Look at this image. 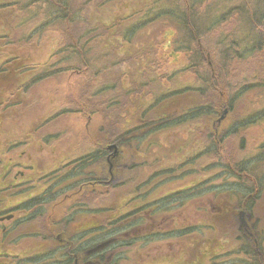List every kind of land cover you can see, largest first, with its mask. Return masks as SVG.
I'll return each mask as SVG.
<instances>
[{
    "label": "trees",
    "instance_id": "1",
    "mask_svg": "<svg viewBox=\"0 0 264 264\" xmlns=\"http://www.w3.org/2000/svg\"><path fill=\"white\" fill-rule=\"evenodd\" d=\"M130 3L133 5L125 6ZM123 6L124 11L120 8ZM157 32L156 38L149 36L145 41V35L155 37ZM160 39H164L163 48L170 50V58H181L183 66L177 72L193 75L190 84L153 90L163 77L156 51ZM45 40L54 47L45 63L29 65L21 54H12L0 62V86L7 83L8 76L15 75L21 89L70 71L84 75L90 82L99 70L114 72L105 61L117 65L124 60L141 59L142 68L151 77L140 96V114H128L124 120V82L99 83L101 100H111L105 110L114 107L105 116L108 127H113L108 139L130 145L127 152L133 156L131 168L137 167L136 159L149 161L152 149L159 146V138L169 131L187 128L194 132L199 127L209 141L199 142L195 150L193 146L177 162L161 163L146 174L136 171L134 178L124 177L122 182L116 180L111 185L103 167L107 148L102 142L65 164L55 182L50 175L46 188L31 185L29 180L0 185V202L13 196L24 197L0 210V216L27 212L3 233V244L9 232L41 217L46 205L57 198L55 191L59 188L60 193L70 190V196L81 193V185L106 186L105 191L100 190L102 195L125 186L131 188L126 200L120 202L118 193L106 204L93 201L90 194L94 190L85 188L81 199L71 203L68 213L61 217L65 222L62 233L60 224H52V232L56 235L59 231L63 241L54 243L53 238L41 237L40 233H20L21 239L33 236L42 240L35 251L0 253V264H76L92 261L95 256L102 263L108 255L112 256L109 264H132V254L150 242L187 238L195 240V248L201 243L203 252L209 253L190 264H264V248L254 250L249 242L253 230L245 232L234 225L240 209L250 216L255 213L253 203L263 184L257 181H264V150L256 152L263 155L257 162L254 160L260 157L256 154H246L241 159L225 157L220 140L227 135L222 137L223 131L217 127L223 108L234 112L237 104L254 91L264 95V69L255 63L256 59L264 60V0H0L1 47L12 46L20 52L28 50L23 46L26 44L34 46V50ZM245 62L250 66L242 69ZM98 64L100 68L94 70ZM134 66L143 73L138 61ZM119 74L124 79V72ZM138 82L142 81H132L136 86ZM97 105L103 107V102ZM62 110L81 112L70 107ZM263 119L264 106L253 108L236 120L228 132L239 135L244 143L247 128ZM12 146L10 143L8 148ZM157 162L160 164L159 159ZM115 163L120 166V162ZM92 164L97 165L95 170L89 169ZM130 180L135 181L131 186ZM181 181L190 183L165 191L166 186ZM203 194L212 200L220 199V211L210 213L204 208L207 220L178 226L176 213L186 210L194 198ZM221 210L229 211L230 217ZM228 218L233 222L224 227L222 220ZM162 223L166 225L163 231L157 229ZM144 226L152 231L141 232Z\"/></svg>",
    "mask_w": 264,
    "mask_h": 264
},
{
    "label": "rangeland",
    "instance_id": "2",
    "mask_svg": "<svg viewBox=\"0 0 264 264\" xmlns=\"http://www.w3.org/2000/svg\"><path fill=\"white\" fill-rule=\"evenodd\" d=\"M129 5L132 6L133 3L125 6ZM120 8L124 11V6ZM11 35H14V33H11ZM158 35V32L155 37L154 35L147 34L148 38L145 35V41L149 40V36L156 38ZM158 40L159 38L156 39V42ZM163 44H165L164 39H160V44H158L156 50L158 52L157 56L161 59L160 74L163 77L158 79L156 83L157 88L153 85V82H149V85H153V90H155L170 89L171 87L177 88L178 85L182 87L190 84L193 79L191 76L193 75L177 72L183 66L181 58L177 61L170 58V50L165 47L163 48ZM23 46L28 50L18 52L16 48H11L12 46L3 48L0 45V62L12 54H21L26 57L27 64L37 66L45 63L53 54L54 50L50 40H45L39 48L34 50H31L34 46H27L26 44ZM104 53H107V51H104ZM126 58L130 59V57ZM137 61L142 68L144 62L141 59ZM137 61L133 59L129 61L124 60V62L117 65L110 61H105L110 66L111 71L114 72L110 74L108 69L99 70L92 75L90 82L87 81L84 75L70 71L59 77L43 80L31 86L27 85V88L23 87L18 89L19 84H17L15 75L8 76L7 83L5 82L0 86V185H6L10 181L23 183L29 180L31 185L38 184L39 187L46 188L50 175L53 176L51 178L52 182H55L58 176L62 175L61 169L65 164L70 163V161L84 153V151L93 148L97 142H102L107 148L103 167L108 172L107 183H110V185L116 180L122 182L124 177L134 178L136 171L140 172V174H146V172L149 173L151 170L163 165L161 163L177 162L181 158V154H187V151L193 150V146L195 150V146L199 142L207 143L209 140L206 132L199 127L194 132H189L187 128H180V131H169L159 138V146L152 149V152L149 154V161L143 163V160L134 159L137 161V167L135 169L131 168L130 165H133V156L130 153L131 151L127 152L130 145L117 144L108 139V132L113 127L111 125L108 127L105 116L107 115V111L109 112L114 107L105 110L106 105L111 103V100L108 98L105 102L101 100L99 95L102 94H99V83H109L115 80L116 84L121 85L122 82L123 85L124 82V95H122L124 98V120L127 119L128 114H140L143 109V105H140L142 102L140 96L143 95L146 89L145 82L151 76L143 68V73H139V68L134 66L137 65ZM255 63L258 67L264 69V60L256 59ZM243 66L248 68L250 63L245 62L242 64V69ZM97 68H100L99 64L94 70ZM122 71L124 72V79L119 74ZM98 73L99 75H97ZM171 73H174V75ZM169 74L172 76L167 78L166 75ZM175 75L177 76L175 77ZM134 80L142 82H138L136 86L132 83ZM256 92L254 91V93ZM254 93L249 94L246 97L247 99L240 101L235 107L234 112L228 111L225 108L220 111L219 119H217V127H219L220 131H223L221 132L222 137L224 135L227 136L223 140H220L219 131L217 139L220 140L222 154L225 157L232 156V158L241 159L246 154L255 155L259 150H264V119L247 128L244 143H242L239 135L236 136L235 133L228 132L236 120L241 119L242 116L248 114L253 108L264 106V95H259L258 93L254 95ZM104 95L108 97V93H104ZM151 96L149 95V97ZM98 102H103V107L98 106ZM66 107L80 109L81 112H66L62 110ZM96 110L98 112H95ZM191 134L194 136H191ZM10 143H13V146L15 144V146L8 148ZM256 155L260 158H254L256 159L254 162L261 160L263 156ZM157 159H159L160 164H158ZM115 162H120V166L119 163ZM94 164L89 169L95 170L97 165ZM118 171H120L119 175L117 174ZM263 172L264 169L261 173ZM245 179L247 180V178ZM46 181L48 182L46 183ZM134 182V180H130L128 181V185L131 186ZM261 182L263 183L261 194L253 203L255 213L253 216H250L247 212L244 214L245 211L240 209L234 223V225L236 224L238 228L245 232H248V230L254 231H252L253 238L248 233L250 237L249 242L254 250H258V248L261 250V247L264 248V181H257L258 184ZM188 183L190 182L181 181L171 186H166L165 191L176 190ZM225 185L228 186V183H225ZM80 188H83L81 193L72 196H70L72 193L70 190L60 193L61 189H57L55 191L57 198L46 205V212L35 220L33 224H25L13 232L8 231L10 234H8L9 236L4 244L3 233L11 230L10 227L14 225V222L27 212L20 213V215L10 213L0 216V253L6 251L20 253L31 250L35 251L42 239L33 238V236H26L21 239L19 238L20 233H40L42 235L41 237L53 238L54 243L63 241L59 231L56 232V235L52 232V224L58 223L62 227L59 229L60 232L64 230L65 222L62 221L61 217L65 213H68L66 210L71 203L81 199L80 196L85 192V188L86 190H94V193L90 194V198H93V201L98 200L104 204L110 199H115L118 193L120 202L126 200L131 189L125 186L109 194L102 195L101 191H105L107 189L106 186L97 187L90 185V188H88L86 185L85 187L81 185ZM239 189H242V187H239ZM22 198L18 199L13 196L4 202L1 201L0 203H3V207H0V210L11 207L10 205L19 202ZM250 198L247 200L251 202L252 198ZM227 203L229 204V201ZM220 205V199L212 200L204 194L203 197H196L186 210H181L176 213L178 215L177 224L178 226L187 225L188 223L189 225L199 224L207 220V209H209L210 213H216L220 211ZM204 208L206 209L205 211ZM222 212L223 215H230L229 211ZM8 215H12V217L9 219H1ZM222 221L224 227H229L233 222L229 218ZM165 228L166 225L163 223L157 225V229L161 231ZM149 229V227L144 226L141 228V232ZM151 231L149 230L146 233H150ZM200 245L202 244L200 243L195 248V240L193 238L182 239L180 241L170 240L160 243L150 242L141 251L132 254V264H190L192 261L196 262V258L200 259L204 255L207 256L209 254L203 252ZM111 257V255L106 256L102 263L96 260L98 258L96 256L93 257L92 261L83 263L81 260L77 263L109 264Z\"/></svg>",
    "mask_w": 264,
    "mask_h": 264
},
{
    "label": "water",
    "instance_id": "3",
    "mask_svg": "<svg viewBox=\"0 0 264 264\" xmlns=\"http://www.w3.org/2000/svg\"><path fill=\"white\" fill-rule=\"evenodd\" d=\"M113 146H115V145H113ZM244 213V212H243ZM245 214V213H244ZM12 217V215H8V216H6V217H2L1 219L3 220L4 218H7V219H9V218H11Z\"/></svg>",
    "mask_w": 264,
    "mask_h": 264
}]
</instances>
